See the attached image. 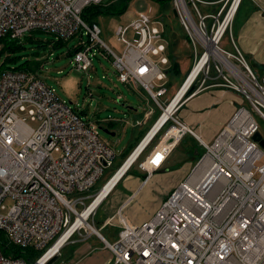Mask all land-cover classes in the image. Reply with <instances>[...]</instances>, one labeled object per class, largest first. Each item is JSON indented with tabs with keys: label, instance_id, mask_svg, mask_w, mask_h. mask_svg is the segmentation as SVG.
Returning a JSON list of instances; mask_svg holds the SVG:
<instances>
[{
	"label": "built area",
	"instance_id": "2783aa9c",
	"mask_svg": "<svg viewBox=\"0 0 264 264\" xmlns=\"http://www.w3.org/2000/svg\"><path fill=\"white\" fill-rule=\"evenodd\" d=\"M103 1L0 0V49L2 38L19 40L32 31L63 40L80 31L88 40L80 39L79 48L71 55L80 71L92 66L89 56L94 49L106 51L116 80L143 90L160 109L133 148L135 151L150 134L124 175L136 164L148 179L186 134L198 139L177 112L202 87L222 85L240 92L249 107L240 102L212 141L198 139L205 154L149 217L134 223L121 206L96 228L90 218L124 176L90 209L93 199L88 202L92 197L89 192L113 165L114 149L36 74L15 68L1 71L0 232L8 244L41 251L37 263L65 234L62 246L75 235L84 240L94 234L112 254L110 264H264V148L253 139L259 133L264 140L255 118L256 115L264 121V74L259 80L236 46L234 54L219 46L228 29L231 35L234 16L243 0H171L188 38L202 49L191 68L211 45L243 67L230 59L232 66L227 67L210 55L193 81L183 90L184 79L167 104L162 98L168 88L161 84L167 80L168 72L160 64L169 62L163 33L149 13L139 12L129 24L117 27V40L124 44L117 53L101 39L98 24L82 18L86 7ZM211 5L215 8L207 13L199 8ZM129 30L139 38H125ZM152 55H160L159 62ZM212 64L222 83L205 85ZM200 75L205 76L201 81L197 80ZM165 113L166 118L156 127ZM152 114L149 107L135 126L146 124ZM203 162L208 163V168H199ZM6 200L11 204L6 205ZM108 225L118 227L113 241L99 231ZM0 264L27 262L0 250Z\"/></svg>",
	"mask_w": 264,
	"mask_h": 264
},
{
	"label": "rangeland",
	"instance_id": "374dc122",
	"mask_svg": "<svg viewBox=\"0 0 264 264\" xmlns=\"http://www.w3.org/2000/svg\"><path fill=\"white\" fill-rule=\"evenodd\" d=\"M248 2L249 1L247 0H243V2L240 4L238 8L239 11H237L238 13H236L234 16L231 25V35L230 30L228 29L225 36L219 43V46L223 50L233 54L236 53L235 45L233 44V38L235 39L237 37L236 28L246 20L245 9ZM113 3H115V11L117 13H99V15H97L93 21L98 24L101 29V39L117 53H120L124 47V44L118 41L117 36L115 35L117 27L119 25L125 26L129 24L139 12L145 11L149 13L151 18L154 20L153 24H155L161 33H163L164 43L166 46L168 44L169 47H167L165 50L166 54L168 56L170 52L172 53V59L177 64L179 69L178 72L167 71L168 78L161 83L165 84L168 88L167 94L162 98L164 103L167 104L188 74L191 66L193 65L195 55H199L202 51L201 47L199 45L195 47L192 44V41L188 38L189 35H187V33L182 28L179 19L172 13L173 7L171 1L164 3L157 2L155 0H129L127 8L123 13H118V9L122 6L124 0H104L102 3H100V5L105 6L111 5ZM250 4L251 3L249 2L248 5ZM199 8L202 13H207L212 11L215 6H199ZM87 13L90 14L91 11H88ZM206 23L209 24L210 19H207ZM29 36H32V39L35 40V42L40 40L41 42L46 43L45 46L39 47L35 42L33 43L28 41L27 38ZM125 38L133 40L138 39L139 36L129 30L125 35ZM57 39L58 38H56V36L53 34L43 31H32L29 34H26L21 39L23 48L18 50L15 54V62L7 61L5 58V53L0 55V72L7 68H14L18 64L27 61H29V63L32 61H38L39 66L36 76L45 82L47 86L53 88L54 91H56V93L61 97V99H63L80 114L81 118L99 136V138L106 143L108 142V144L114 149L116 157L114 159L113 165L105 170L102 177L96 182L95 186L89 192V194L92 196L90 199H88L89 202L94 198V195L98 193L106 180L122 165V160L124 159L122 154L128 153L135 146V144L150 127L152 122L160 114V109L143 90L134 89L130 85H126L116 80L111 57L106 53L105 50L94 49L92 51L89 56L91 58L92 66L87 71H80L75 68L74 62L71 61V55H68V50L77 45L80 39H82L83 42H86L88 40L86 34L81 35L80 31H78L73 37L64 41V43L61 45L53 47ZM243 56L246 59L249 67H251L250 69L260 80L261 76L264 74V68L253 64L245 54H243ZM151 57L153 60L159 62L160 55H152ZM228 59H230L233 63H237L240 67L242 66L235 58L228 57ZM160 66L166 69L171 68V64L169 62L167 65L160 64ZM204 77V75H200L197 80L201 81V79ZM205 79V85L212 82L222 83V79L217 75L213 64L211 65L210 73ZM220 86V88L224 87L222 85ZM238 96H240L241 105L249 107V103L245 100L243 95L240 94V92H238ZM185 98L183 100H185ZM149 107L153 109L151 118L143 126H135V122L142 118L144 111L148 110ZM255 118L259 124L260 131L264 133V121L256 115ZM28 123L32 126H36L35 122L28 121ZM107 123L109 126L106 125ZM103 125L115 132V135L111 136L101 130L99 127H103ZM154 142L145 153L148 152ZM190 145H194V142L185 140L184 142L180 143L177 149L186 152L189 150L188 148H190ZM204 154L205 151L201 144L197 146V150L194 153H190L189 150L188 157L186 154L174 150V161L178 162L185 158H189L192 162L190 167L191 169L180 181H183L186 178V176L197 165L198 161L203 157ZM142 158L143 154L141 155L140 159ZM130 169L131 170L127 175H138L141 176L140 178H144L146 176V173L139 169L136 164H134ZM125 177L126 176L122 178L123 180H121V184L119 187H117V189L121 190L123 193L119 195L120 192L117 194L113 192L98 208L97 214L93 217V222L96 228H100L102 220L105 217L114 215V210L121 198L131 194L130 189H127L124 186L126 182L130 181H125ZM173 187L166 191L164 190L165 192L160 194L161 198L159 197L158 200H162L168 196ZM5 204L10 205L11 201L6 200ZM132 205H134V203H131L127 208H132ZM156 205L152 207L153 205L150 204V206L143 208L140 202H136L134 207L142 208L140 211L142 212V215L145 219L153 213ZM89 222L92 223L91 218ZM99 231L107 240L113 241L117 237L118 227L115 225H108L99 229ZM76 238L80 239L78 235L73 237V239ZM85 244L90 248L89 253H99L101 251L100 242L94 236ZM61 249L60 253L55 254L57 257H59L58 262L54 261L52 264H58L60 262V258L64 259L67 256L68 248L65 247L62 250Z\"/></svg>",
	"mask_w": 264,
	"mask_h": 264
},
{
	"label": "crops",
	"instance_id": "0c3cea01",
	"mask_svg": "<svg viewBox=\"0 0 264 264\" xmlns=\"http://www.w3.org/2000/svg\"><path fill=\"white\" fill-rule=\"evenodd\" d=\"M249 2L251 3L250 5H248ZM249 2L245 9L246 20L236 28L237 37L235 39L233 38V44L239 49V51L245 54L253 64L264 68V0ZM220 87V85L208 88L202 87L195 93V95L187 98L177 112L181 121L193 128L198 139L205 142L213 139L217 131L229 119L238 104L241 102L238 93L231 89ZM191 139L195 140L198 144L200 143L195 136L186 134L171 151L162 167L157 172L153 173L148 179H145L146 176L140 178L141 176L138 175H127V172L124 175L126 176L124 179L125 181H130L126 182L124 186L127 189H130L131 194L121 198L114 212L123 206V210L129 219L134 223H138L144 220V217L140 211L142 208L134 207L136 202H140L143 208L150 206V204L154 207L158 203L155 207L156 209L163 200H158L160 194H163L166 190L175 186L191 169L192 162L189 158H185L178 162L173 159L174 150L182 152L188 157L190 148H188L189 150L186 152L182 150L180 151V149L177 148L181 142H184L185 140L191 141ZM190 153H192L191 150ZM130 170L131 169H129V171ZM121 180L105 199H107L113 192L116 194L120 192L119 195L123 193L121 190L117 189L121 184ZM131 203H134V205H132V208L128 209L127 207ZM98 208L96 209L95 215L97 214ZM107 217L102 220V223ZM93 236L100 242L101 251L99 253H89L90 248L85 244ZM65 247L68 248V254L64 259L60 258L58 264H110L112 261V254L104 248L102 241L94 234H91L84 240L72 238L71 241L67 242L61 248L63 249ZM60 249L58 253H60ZM55 257L54 261L58 262L59 257H57V255H55Z\"/></svg>",
	"mask_w": 264,
	"mask_h": 264
},
{
	"label": "trees",
	"instance_id": "16d2710c",
	"mask_svg": "<svg viewBox=\"0 0 264 264\" xmlns=\"http://www.w3.org/2000/svg\"><path fill=\"white\" fill-rule=\"evenodd\" d=\"M157 2H164V3H168L171 0H155ZM129 0H124V3L122 4V6L118 9V13H123L125 11V9L127 8ZM91 11L90 14H88L87 12ZM117 13L115 11V3L111 4V5H105V6H101L100 4L97 5H90L88 7H86L84 9V11L82 12V18L88 22V23H92L94 22L93 19L99 15V13ZM22 39V38H21ZM21 39L19 40H9L6 38H2L1 42H2V48L0 49V55L5 53L6 54V60L9 62H15L16 61V57L15 54L18 50L23 48V43L21 42ZM28 41L30 42H35V40L32 39V36H29L27 38ZM63 39H57L55 41V45H53V47L61 45L62 43H64ZM36 45H38L39 47H43L45 46L46 43L41 42L40 40H38L37 42H35ZM168 47V44H167ZM79 48V45H75L73 46L71 49L68 50V55H73V53ZM169 48V47H168ZM168 61L171 64V68H168L167 71L170 72H178V66L177 64L173 61L172 59V53L170 52L168 54ZM39 66V62L38 61H32L31 63H29V61L18 64L17 66H15V69H20V70H24V71H30L33 72L34 74H36L37 69ZM251 68V67H250ZM110 124V123H109ZM108 125V123L106 124ZM105 126V125H104ZM109 126V125H108ZM111 127V126H110ZM109 129V128H108ZM191 142H194V145H190V150L194 153L197 150V146L199 145L195 140L191 139ZM138 143V142H137ZM136 143V144H137ZM135 144V146H136ZM134 146V147H135ZM133 147V148H134ZM133 148L128 152V153H123L122 155L124 156V159L122 161H124L126 159V157L130 154V152L133 150ZM197 154V153H196ZM122 163V162H121ZM120 163V164H121ZM120 166V165H119ZM118 166V167H119ZM117 167V168H118ZM116 168V169H117ZM120 168V167H119ZM118 168V169H119ZM117 169V170H118ZM116 170V171H117ZM116 171L114 172V174L116 173ZM129 172V171H128ZM144 176V175H143ZM0 250L4 255H14V257H21L23 258L27 264H32L34 261H36V259L41 255V251L35 250L33 248H19L17 246H14L12 244H8L6 239L4 238V235L2 234V232H0Z\"/></svg>",
	"mask_w": 264,
	"mask_h": 264
},
{
	"label": "bare ground",
	"instance_id": "6f19581e",
	"mask_svg": "<svg viewBox=\"0 0 264 264\" xmlns=\"http://www.w3.org/2000/svg\"><path fill=\"white\" fill-rule=\"evenodd\" d=\"M206 40V39H205ZM207 41V40H206ZM210 42V41H209ZM208 41L207 43L210 44ZM213 56L216 60H218L220 63L224 64L227 67H231L232 63L224 57V55L219 52L216 48L213 47V45H211L208 50L206 51V53L201 57V59L196 62L194 68L192 67L191 70L189 71L188 75L186 76L185 80V85L183 90L185 89L186 86H188L193 79L195 78V76L199 73V70L201 69V67L203 66L204 62L208 59V56ZM182 90V92H183ZM181 95V93L173 100V102L169 105V109H171V107L175 104V102L177 101V99L179 98V96ZM166 113L160 118V120L158 121V124L156 125V127L166 118ZM155 127V128H156ZM155 128L152 130V132L155 130ZM151 132V133H152ZM150 136V134H149ZM148 136V137H149ZM148 137L143 141L142 144H140L137 149L134 151H132L130 154L131 156L129 158H127L124 162V164H122L120 166V168L116 171L115 174H113V178L110 180V182L104 186V188L98 191V193L96 194V196L93 198V202L91 204V208L95 207L106 195V193L112 188V186L124 175L125 171L128 169V167L131 165L132 161L134 160V158L137 156V154L140 152V150L142 149V147L144 146L146 140L148 139ZM201 169H205L208 168V163L207 162H203L201 164V166L199 167ZM200 191V187L199 190ZM88 212V210L84 213V215H86ZM67 234H65L63 237H61L56 243L55 245L51 248V250L46 253L37 264H44L45 260L48 259L49 257H51L52 255L55 254L56 251H58L65 238H66Z\"/></svg>",
	"mask_w": 264,
	"mask_h": 264
},
{
	"label": "water",
	"instance_id": "95a60500",
	"mask_svg": "<svg viewBox=\"0 0 264 264\" xmlns=\"http://www.w3.org/2000/svg\"><path fill=\"white\" fill-rule=\"evenodd\" d=\"M172 13H173V15L175 16V17H177V14H176V11H175V9H172ZM101 130H103L106 134H109V135H111V136H114L115 135V132H113V131H111L110 129H108V128H106V127H102V126H100L99 127ZM253 139L255 140V141H257L263 148H264V140L263 139H261V135L259 134V133H256L255 135H254V137H253ZM55 255H53V256H51L46 262H45V264H52L53 263V261L55 260ZM32 264H37V262L35 261V262H33Z\"/></svg>",
	"mask_w": 264,
	"mask_h": 264
}]
</instances>
